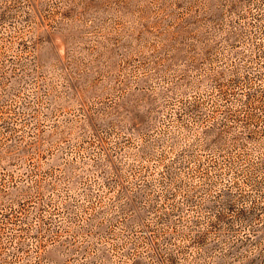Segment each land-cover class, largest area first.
I'll list each match as a JSON object with an SVG mask.
<instances>
[{"label": "rangeland", "instance_id": "1", "mask_svg": "<svg viewBox=\"0 0 264 264\" xmlns=\"http://www.w3.org/2000/svg\"><path fill=\"white\" fill-rule=\"evenodd\" d=\"M0 264H264V0H0Z\"/></svg>", "mask_w": 264, "mask_h": 264}]
</instances>
